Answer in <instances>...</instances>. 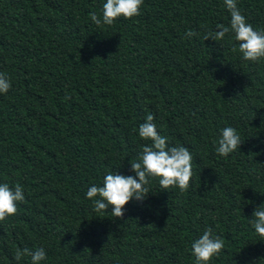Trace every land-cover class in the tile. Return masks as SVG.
<instances>
[{
    "label": "trees",
    "instance_id": "16d2710c",
    "mask_svg": "<svg viewBox=\"0 0 264 264\" xmlns=\"http://www.w3.org/2000/svg\"><path fill=\"white\" fill-rule=\"evenodd\" d=\"M105 2L0 0V72L12 83L0 94V183L25 195L0 221V264L38 247L41 264H196L191 244L208 228L224 241L208 264H264L250 222L264 202V58L244 60L232 33L203 39L229 24L224 0H144L140 15L97 26ZM236 3L264 30V0ZM148 114L192 154L189 189L153 178L123 219L94 212L90 186L135 175ZM227 126L242 143L223 157Z\"/></svg>",
    "mask_w": 264,
    "mask_h": 264
},
{
    "label": "clouds",
    "instance_id": "9594fccd",
    "mask_svg": "<svg viewBox=\"0 0 264 264\" xmlns=\"http://www.w3.org/2000/svg\"><path fill=\"white\" fill-rule=\"evenodd\" d=\"M144 0H106L102 5L101 14L93 12L90 19L97 26H111L123 16L131 19L140 15ZM224 5L230 13L227 26L217 25L216 30H208L203 39L222 41L226 34H234L239 44V52L247 61H258L264 58V30H256L246 21V18L237 7L236 0H224ZM197 33L189 29L185 38L196 36ZM236 51V48H233ZM12 87L10 78L0 72V94H7ZM68 98L67 96L65 97ZM152 114L146 116L144 123L139 125L138 135L146 143L137 160L129 162L130 171L135 175H123L118 171L108 172L102 181V186L92 185L86 197L94 201L93 211L102 213L111 209L112 216L124 218L125 205L132 199L143 201L151 192L147 187L153 178H158L160 188L168 190L179 188L187 191L192 178V154L184 146H169L167 137L162 136L153 122ZM242 141L237 130L231 126L221 129L216 146L219 156L227 157L240 147ZM25 200L23 186L16 183L14 187L8 183H0V221L13 216L17 212V203ZM255 233L264 239V202L255 207L250 220ZM224 248L223 239L213 235L212 229H206L202 235L191 244L192 255L196 264H208L213 256H218ZM30 257L31 264H41L47 259L44 247L36 249L18 248L14 259L19 262L24 257Z\"/></svg>",
    "mask_w": 264,
    "mask_h": 264
}]
</instances>
